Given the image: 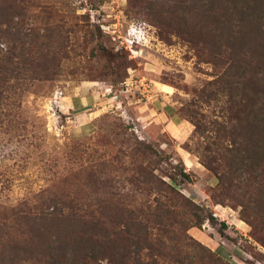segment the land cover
Listing matches in <instances>:
<instances>
[{
  "label": "rangeland",
  "instance_id": "obj_1",
  "mask_svg": "<svg viewBox=\"0 0 264 264\" xmlns=\"http://www.w3.org/2000/svg\"><path fill=\"white\" fill-rule=\"evenodd\" d=\"M179 1L0 0V54L20 39L26 47L21 60L32 66L38 56L41 65L22 75L27 82L21 94L0 109V226L8 222L1 214L16 207L38 221L52 210H75L91 222L97 217L92 208L107 198L100 180L128 195L126 204L137 201L144 211L166 204L195 223L197 211L172 206L160 180L192 201L198 216L214 219L186 231L195 242L193 254L208 251L212 263L218 257L220 264H264V247L240 217L241 207L230 200L216 204V177L200 163L210 161L205 147L216 141L213 123L238 121L235 113L227 121L225 113L221 83L227 69L210 62L212 44L200 27L204 2ZM92 92L106 109L91 129L78 132L71 101ZM144 146L163 160L148 170L150 180L139 173L141 166L148 169ZM150 217L137 226L148 231L149 244L113 228L108 240L114 248L88 264H113L106 259L111 253L134 264L128 259L138 253L136 241L143 261L170 264L161 255L172 243ZM19 222L7 224L15 228L13 236L23 237L20 244L31 243ZM48 237L38 249L33 244L30 258L19 254L17 264H82L83 248L72 245L73 236L66 235L64 244L54 232Z\"/></svg>",
  "mask_w": 264,
  "mask_h": 264
},
{
  "label": "trees",
  "instance_id": "obj_2",
  "mask_svg": "<svg viewBox=\"0 0 264 264\" xmlns=\"http://www.w3.org/2000/svg\"><path fill=\"white\" fill-rule=\"evenodd\" d=\"M199 1L204 2L202 9L205 25L200 27L205 29H201L202 34L212 44L208 52L210 62L214 67L227 69L224 75L225 81L221 83L227 92L224 96L227 99L225 108V113L228 114L227 121L230 122V113H235L234 118L238 121L234 126H222L224 121L213 123L212 130H215L216 141L205 147L206 153L210 155V161L202 160L200 163L216 177L217 194L214 196L216 204H220L217 199L222 200V204H224L223 200L237 202L236 205L241 207L240 217L251 226L252 237L264 247V0ZM179 3L184 4L185 0ZM6 33L14 35L10 31ZM25 50V44H21V40L18 39L16 44L6 46L5 52L0 54V109L2 105L11 107L13 96L21 94L22 86L27 82L22 75L33 74L41 66L38 56L35 62L30 61L32 66L22 61L21 57ZM29 77L28 80L33 79L32 76ZM141 153L148 158V169L141 166L139 173L140 176H146L145 178L150 180L154 176L148 170L153 171L163 160L150 146L142 147ZM210 163H215L216 168H212ZM178 175L187 178V174L183 171ZM159 182L163 186L162 192H168L170 201L173 202L172 206L187 212L197 211L193 213L197 217L195 223L191 219L185 220L184 214L181 215L179 209L169 208L166 204L152 209L147 207L145 211L135 204L138 203L137 201L126 204L124 202L128 195L120 192L117 187L118 192L115 193L113 185L100 180L102 190L108 189L102 195L107 198L97 202L92 208L97 217L91 222L85 220L84 216L77 214L75 210L72 213L66 212L67 214L52 210L51 213L41 217L40 221L35 217L30 218L18 207L10 210L9 213L4 211L1 215L3 220L8 222L0 226V264H17L19 254L26 259L30 258L33 255V244L38 249L39 246L36 245L43 239L49 238L52 232L55 233V238L60 244L68 242L66 235L73 236L72 245L76 244L83 248V252L80 250L81 263H94L100 260L97 254H101L103 258L106 252L114 248V242L108 240L110 229L119 228L120 232L136 238L141 235L143 238L141 242L147 243L148 231L138 230L137 226L148 216H151L150 221L153 222V226L162 232L163 238L168 237L172 243L168 254L161 255L167 263L220 264L218 257L215 262L210 261L211 253L208 251L207 255L203 254L201 257L193 254L195 242L186 235V231L191 227H199L206 220L213 222L212 216L208 215L206 220L198 216L200 209L192 201L171 188L172 186L160 180ZM19 221H23L26 232L32 235L29 238L31 243L25 242L23 243L25 245H22L20 241L23 237L13 236L12 232L15 228L7 223L19 224ZM219 225L225 227L222 223ZM24 232L21 229V234ZM162 243L166 245L165 241ZM133 246L138 253L133 251L134 256L128 260L134 264H158L155 259L150 262L142 260L139 241ZM108 256L106 259L109 263L125 264L126 262L122 255L116 257L111 253ZM207 258H209L208 263H206ZM58 262L56 260L50 264H58Z\"/></svg>",
  "mask_w": 264,
  "mask_h": 264
},
{
  "label": "crops",
  "instance_id": "obj_3",
  "mask_svg": "<svg viewBox=\"0 0 264 264\" xmlns=\"http://www.w3.org/2000/svg\"><path fill=\"white\" fill-rule=\"evenodd\" d=\"M72 102V108H76V125L78 132H83L91 129L92 121L105 111V106H99L97 103L102 100L100 94L92 92L90 95H84L74 99ZM75 102V103H74ZM74 105V106H73ZM76 106V107H75ZM86 113V114H85Z\"/></svg>",
  "mask_w": 264,
  "mask_h": 264
}]
</instances>
